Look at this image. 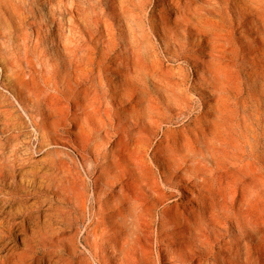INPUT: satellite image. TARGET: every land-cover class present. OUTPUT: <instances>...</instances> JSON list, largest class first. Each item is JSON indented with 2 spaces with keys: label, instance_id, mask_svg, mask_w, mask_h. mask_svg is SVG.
I'll return each instance as SVG.
<instances>
[{
  "label": "rangeland",
  "instance_id": "1",
  "mask_svg": "<svg viewBox=\"0 0 264 264\" xmlns=\"http://www.w3.org/2000/svg\"><path fill=\"white\" fill-rule=\"evenodd\" d=\"M66 1L70 5L69 0ZM75 1L78 4L76 13L83 8L77 14L78 18L75 17L81 26L83 33L81 32L80 35L82 37H88L84 24L86 19L82 20L84 10H88L93 24L95 19L94 26L97 27V34L99 33L98 35L104 40L100 42L99 47L103 45V48L105 46L108 50L107 45L112 42L108 36L114 32L112 33L114 40L111 44L113 45L111 60L117 56V59L119 57L122 62L126 63L129 70L134 68L135 62L137 65L151 68L150 70L155 74L150 75L155 81L153 83L155 86H149V88L168 116L163 119L164 122L161 125L155 124L152 129L146 130L152 138L150 140L151 153L156 150L158 144L164 142L166 133H171L173 129H178L183 123L189 124L190 121L193 122L190 123L192 127L200 125L201 132L204 130L207 136L218 137L220 143L218 142V147L214 151L217 168L212 179L213 185L226 194L234 188L238 198L245 199L263 222V225L261 221L257 223L258 225L255 224L257 231H253L252 235L243 236L240 235L233 221L223 217L219 232L223 234V237L227 236L224 234L226 228L237 233L236 239L240 240L241 245L246 240H252L253 252L247 255L244 263L264 264V184L262 187L264 168L259 160L255 161L256 159L251 157L248 149V140H252L254 133L255 135L263 134L264 131V108H262L264 107V0H258L259 8L254 7V10L245 9L246 4L243 0H196L204 5L203 13L216 20L214 27L218 32L214 65L211 71L205 74L209 78L208 82L198 77L196 73L197 69L201 71L200 65L197 62V66L189 55L208 57L209 54L198 51V47L194 45L198 36L194 33V29L190 26L187 29L185 26H179L176 18L178 13L172 3L177 0ZM181 1L179 3L183 5L187 2ZM57 2L58 0H0V153L10 155L11 158H9L14 160L13 163L20 165L25 174H28V179L26 178L24 182L17 177L14 181L6 182V185L0 183V205L7 197L6 187L14 192V200L20 198H32L33 200L35 197L33 194L36 191L42 199L48 197L49 192L44 183L49 176L55 181L58 180L59 182H56L60 186L67 187L69 190L72 183L79 180L78 185L83 183L81 184L83 190L86 193L88 191L87 196L91 197L96 175L107 166L104 156L108 149L109 137L111 134L117 136L116 134L125 128L122 121L119 124L116 120V124H113L109 118H105L104 123L98 119H92L89 120V126L86 125L88 139L81 140L78 130L74 127V115L77 114L74 109H68L63 103L62 86L66 83L65 77H75L71 65L74 55L71 51L65 50L57 40L59 37L57 28L60 23L64 22L62 23L66 25L64 29L68 31V20L63 17L65 12L59 11ZM220 9H223V12H220ZM109 27L113 29L110 30ZM51 36L53 39L50 38ZM185 48L189 50L183 56L174 57L176 51L181 54ZM61 69L64 71L62 72ZM119 77V75H112L110 76L111 82H108L117 85L120 83L118 79L121 78ZM172 81H178L180 88ZM169 86L173 87L177 97L188 106L180 115L171 110L166 102V89ZM112 91L110 95L114 94V90ZM169 101L173 102L172 99ZM121 102L115 104L114 108L120 110L123 107ZM246 103L253 104L254 107L245 108ZM60 109L61 111L64 109L65 113L63 114ZM224 119L228 120V123ZM80 121H86V119L82 116ZM250 121L253 124L256 122L253 125ZM198 147L205 151L207 149V146L203 144H198ZM129 149L126 148L124 154L128 153L131 156L132 151L130 149L131 153L128 152ZM156 155L151 165L155 177L161 179L164 165L160 161V155L157 153ZM208 163H211L210 160ZM72 174L76 177L71 176ZM190 186L196 191V187ZM53 187V191L61 193L57 187ZM178 193L184 195L186 190L181 189ZM179 194L175 198H178ZM42 199H40L39 209L33 206L34 213L40 214L39 229L37 227L33 232L30 231L27 220L25 226L28 230L14 232L11 237L19 248L28 250L25 264H124L108 250L104 251L105 256L91 254L86 242V235L91 227L88 219L89 212L84 213L83 216L80 214V219L75 217L74 212L68 216L65 211L56 209V206L62 204L63 207H70L72 204L69 201L65 205L60 200L54 199L52 206L43 203ZM89 201L87 202L88 207ZM169 203V200H165L159 205V210ZM43 208L49 210H47V217L44 216L46 211ZM22 218L23 215L18 219ZM47 231L51 234L45 233ZM5 232L0 227V239L3 234L8 241V238L9 240L11 238L7 231ZM156 233L155 230L150 234L149 242L143 243L136 264L164 263L165 252L157 243ZM25 234L29 237L27 238ZM240 238L244 241L241 242ZM242 246L244 248V245ZM224 252L219 251V253ZM2 255L3 253H0V257ZM217 264L237 263H234L231 257H220Z\"/></svg>",
  "mask_w": 264,
  "mask_h": 264
},
{
  "label": "bare ground",
  "instance_id": "2",
  "mask_svg": "<svg viewBox=\"0 0 264 264\" xmlns=\"http://www.w3.org/2000/svg\"><path fill=\"white\" fill-rule=\"evenodd\" d=\"M179 1L181 0L172 2L178 13L176 18L178 19L179 26H185L186 29L190 26V28L194 29V33L198 34L194 45L198 47V51L209 54L208 57H200L195 54L189 55L196 65L197 62L198 65H200L201 71L197 69L196 73L198 77L208 82L209 78L205 74L211 71L217 55L216 39L218 37V32L214 27L216 20L206 16V14L203 13V9L205 8L204 5L196 0H185L187 1L185 5L179 3ZM243 1L246 4L245 9L258 7V0ZM57 3L59 11L61 13L65 12V16L63 15V17H66L68 20L67 32L64 29L66 25L62 24L64 22L61 21L62 23L59 24L57 28L59 37L57 40L62 44L65 50L71 51L74 55L71 65L75 77H65L66 83L62 86L63 103L68 109H74V112L77 114L74 115L75 126H73L78 130L82 141H85V139L89 137L86 132V125H88L89 120L92 119H98L100 122L104 123L105 118H109L113 124H116V120L119 121V124H121L120 122L122 121L125 128H122L120 130L121 132L116 134L117 136L111 134L109 137L108 149L104 156L107 160V166L104 167L105 169L102 168L100 173L96 175L91 197L87 196L88 191L86 193L85 190H83L81 185L83 183L78 185L79 180L78 182H73L74 184L72 183L69 190L67 187L60 186L58 180H56L58 181L56 182L54 178H49L50 176L47 177L48 179H46V183H44V185H47L46 189L49 192L48 197L46 196L43 199L36 191L33 194L35 195L33 200L32 198L14 200V192L6 187L5 194L7 197H5V200L3 199L4 201H2V205H0V227L3 228V232L7 231L8 236L11 238L14 232L26 231L28 230L25 226V221L27 220L29 223L28 227L30 231L33 232L40 226L38 221L40 214L37 211V213H34L33 206L37 208L40 207V199H42L43 203L49 205H52L53 200L57 199L60 200L61 203H65V205L68 203L67 201L72 204L70 207H63L62 204L61 206L54 204L55 206L57 205L56 209L58 208L59 211H65L68 216L72 212L76 213V215L74 214L75 217L83 216L84 213L89 212L88 219L90 220L89 225L91 227L90 230L88 229L89 232L86 235V242L93 255L105 256L104 251L108 250L124 264H136L143 243H148L150 234L154 233L156 230L157 243L165 252L163 264H217L220 257H231L234 263L245 264V258H247L249 253L253 252L252 240L249 239L244 241L240 238L242 240L241 242L244 241V243H242V245H244L243 248L240 240L238 241V239H236L237 233L235 234L226 228L224 234H227V236L223 237V234L219 232V225L222 222V218L226 217L236 224L237 229L240 231V235L250 236L253 231H257L255 224L258 225L257 223L261 220L258 215L253 212L255 210L250 207L245 199L241 200L238 198L234 188L226 194L222 193L221 189L213 185L212 179L217 168V159L214 157V151L218 147V142L220 143V140L217 139L218 137L215 135L211 137L207 136L204 134V130L201 132L200 125L192 127L190 123L193 122L190 121L189 124L183 123L182 126L179 128L177 127L178 129H173L171 133H166L164 142L158 144L155 148L156 150L151 153L150 140L152 138L146 130L152 129L155 124L161 125L164 122L163 119L168 116L149 88V86H155L153 84L155 81L150 76L155 74L152 73L150 70L151 68L144 67L140 64L137 65L135 62L134 68L129 70L126 63L122 62L119 57L117 59V56L114 57V60H111L110 55L113 50V45L111 44L114 40V34L112 33L114 32H109L110 36H108V38L110 37L112 42L110 41L111 46L109 44L107 45L108 50H106L105 46L103 48V45L99 47L104 40L98 35L99 33L97 34V27L95 28L94 26L95 19L93 24L88 10H84V17L82 16V20L83 18L86 19L84 24L88 31V37H82L80 35L82 32L81 26L75 17L78 18L77 14L83 8L80 7L81 9L76 13L78 4L75 0H69L70 5H68L66 0H58ZM220 12H223V9H220ZM253 19L255 20V16ZM111 29L113 28H110V30ZM202 34L206 36L203 37L201 36ZM50 38L53 39L52 36ZM188 50V48H185L181 51V54H178V51H176L174 57H181ZM61 71L63 72L64 69H61ZM180 74H182V72ZM112 75H119L121 79H118V81H120V83L117 82V85L109 83L108 81L112 80L110 79ZM159 81L161 83V79ZM172 82H174V84L177 83L176 86L180 88L178 81ZM165 85L167 86V84ZM111 89L114 90V94L112 95H110ZM166 90V102L171 107V110H174L177 115H180L188 106L177 97V93L174 91L173 87L169 86ZM56 95L58 97V93ZM169 99H172L173 102H170ZM120 101H122L123 107L117 110L114 108V105L118 104ZM125 101L127 103H125ZM242 105L243 104H241V106ZM244 107L249 108L254 107V105L246 103ZM61 112L64 114L65 110L63 109ZM246 115L244 119L247 118ZM82 116L86 121H80V117ZM262 118L261 116V119ZM221 119L219 120L221 121ZM226 121L228 123V120ZM251 127L253 126L251 125ZM106 132L108 133V131ZM198 144L206 145V151L203 148H199ZM248 145L251 157L254 158V160L256 159L255 161L259 160L264 168V131L263 134L255 135L254 133L252 140H248ZM95 148V150H97V147ZM126 148L131 149V156H129L128 153L124 154L126 153L124 152ZM130 149L128 152L131 153ZM156 153L160 155V161L164 165L161 179L155 177L151 165L155 156H157ZM9 157L10 155L7 156L4 153H0V183L6 185V182L14 181L17 177L24 182L26 178L28 179V174L26 175L24 169H22L20 165H15V163H13L14 160L12 161L10 159L11 157ZM209 160L211 162L210 164L208 163ZM260 162L257 163L260 164ZM71 176H73V174ZM67 181L68 180H66V182ZM263 184L264 183H262V187ZM190 185L196 187V191L193 190ZM53 186L57 187L61 193L53 191ZM181 189L186 190V194L180 195L178 192H180ZM25 191L28 192L27 190ZM178 194L180 196L175 198ZM88 200H90V203H88L89 207L87 205ZM165 200H169L170 203L164 205L163 208L159 210V205L163 204ZM53 208L54 207H52V209ZM52 209L51 211H53ZM43 210L46 211L44 216L47 217V212L49 210H45L44 208ZM21 215H23V218L18 219ZM44 223L46 224L47 222L44 221ZM261 225H263L262 221ZM48 231L45 233H49ZM35 234L37 233L35 232ZM25 235L27 236V234ZM153 236L155 237V235ZM5 237L2 234V238L0 239V253H3L0 257L2 264H25V257L28 250L26 248L21 249L22 247L19 248L15 240L13 241L12 238L9 240L8 238L7 241ZM28 237L29 235L27 238ZM25 242L24 244H26ZM27 246H29L28 242ZM219 251L225 252L219 253ZM205 257H209L210 259Z\"/></svg>",
  "mask_w": 264,
  "mask_h": 264
}]
</instances>
